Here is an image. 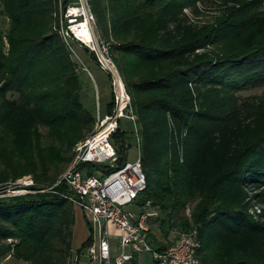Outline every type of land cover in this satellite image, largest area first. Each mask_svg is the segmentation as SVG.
Here are the masks:
<instances>
[{
	"label": "trees",
	"instance_id": "trees-1",
	"mask_svg": "<svg viewBox=\"0 0 264 264\" xmlns=\"http://www.w3.org/2000/svg\"><path fill=\"white\" fill-rule=\"evenodd\" d=\"M208 1L88 0L136 115L147 178L137 205L164 214L155 219L163 240L151 224L149 242L173 245L177 224L198 230L199 264H264V208L250 213L264 206V93L242 95L264 89V0H241L212 23L185 13ZM58 4L0 0V187L29 176L35 192L0 198V259L28 264L70 263L76 208L63 186L40 191L95 123L82 103L86 71L56 29ZM124 137L120 127L111 137L119 165Z\"/></svg>",
	"mask_w": 264,
	"mask_h": 264
},
{
	"label": "built area",
	"instance_id": "built-area-1",
	"mask_svg": "<svg viewBox=\"0 0 264 264\" xmlns=\"http://www.w3.org/2000/svg\"><path fill=\"white\" fill-rule=\"evenodd\" d=\"M56 18L57 32L71 56L87 72L77 50L89 57L93 55L96 64L111 79L114 98L111 113L101 115L98 111L92 131L75 145L71 163L55 184L63 186L61 195L74 204L89 227L86 264H131L135 256L147 254L155 264H199L197 253L202 244L196 228L179 233L177 241L164 250H158L148 241L154 213L149 202L144 208L137 205V198L147 188L139 138V155L134 162L125 161L122 165L118 164V154L111 141L123 118L133 123L136 133V115L113 60L110 43L97 32L88 0H68L66 5L64 0H59ZM33 185L29 176L8 182L0 187V198L33 193L28 189ZM131 205L141 211L136 214L126 210ZM112 237L117 238V247H112ZM127 247L129 253L124 252ZM116 250L120 253H114ZM74 262L81 264L79 255Z\"/></svg>",
	"mask_w": 264,
	"mask_h": 264
},
{
	"label": "rangeland",
	"instance_id": "rangeland-1",
	"mask_svg": "<svg viewBox=\"0 0 264 264\" xmlns=\"http://www.w3.org/2000/svg\"><path fill=\"white\" fill-rule=\"evenodd\" d=\"M239 1L241 0H212V1L210 0L208 2H204V5L202 3L199 5L200 7L203 6V8H201L202 11L200 10L199 14L192 12L190 9L186 10L185 13L188 16H190L192 20L212 23L216 15L221 14L222 12H224V10L227 12V7H232V6L236 7L240 5ZM6 23H7L6 20H3L2 15L0 14V25L2 27H5ZM77 52H78V56L80 57L82 62L85 64V67L87 68V72L82 74V79L85 82L84 83L85 91L82 97V103L85 109L88 110V112H90L91 115H93L96 118L98 115L99 108L101 110L100 111L101 115H103L106 104L110 102L111 98H113L111 79L105 71L99 68L95 60L90 58L87 53L81 50H77ZM263 93H264V89L258 88V89L249 90L247 92H244L242 95L246 97L247 96H259V95H262ZM120 125H121V129L123 130V132H125V137L122 143V145L125 148L123 151L122 149H120L119 151L120 156H123L125 161L127 162H134L137 156L139 155V147L136 141V133H135L134 125L131 121L125 118L120 120ZM41 129L43 133L46 132L44 128H41ZM111 141L115 145L116 151H118L119 146L118 147L116 146L112 138H111ZM71 153L73 157L74 148ZM68 166L69 164L61 167V174L67 169ZM90 173L97 176L92 171H90ZM55 184L51 188H48L47 190L40 191V192L50 191L51 189L56 187ZM263 208H264L263 205H257L250 211V213L256 216L259 213H262ZM151 209H152V212L154 213L152 216L151 222H150L151 224H153L152 229L155 230L156 237L159 240H163L161 232L157 231L159 224L157 221H155V219L161 218V216L162 215L164 216V214H162L160 209L158 208L151 207ZM151 209L149 211H151ZM192 209H193V204H189L186 207V209L180 213V215L183 216L184 218H190ZM126 210L133 211L136 214H138L141 211L139 207H136L134 205L128 206ZM74 216H75V225L72 229L73 235L71 238V248L73 249L74 252H76L75 256L76 255L80 256V263L86 264L85 249L81 250L80 253H78V250L81 248L83 242L86 241L87 238H89L90 231H89V227L87 225L86 220L81 215L78 209L74 210ZM175 223H178V222L175 221ZM179 233H180L179 227L176 224L174 225V228H172V231L169 235V239L171 240L174 237L176 238V236H178ZM111 245L112 247L118 246L117 238L115 237L111 238ZM130 251L131 250L128 247L124 249V252L126 253H129ZM114 253L118 254L120 252L116 250ZM71 259L72 257L70 258V261ZM138 260H139V264H155L152 260L151 255H148V254L140 256ZM72 261L74 264H76L74 262V259ZM0 264H3L2 260L0 261Z\"/></svg>",
	"mask_w": 264,
	"mask_h": 264
},
{
	"label": "crops",
	"instance_id": "crops-1",
	"mask_svg": "<svg viewBox=\"0 0 264 264\" xmlns=\"http://www.w3.org/2000/svg\"><path fill=\"white\" fill-rule=\"evenodd\" d=\"M88 239V238H87ZM85 242V241H84ZM83 242V243H84ZM75 253L76 252H74L73 251V249H72V259H71V261H70V264H74L73 263V259L75 260V258L77 257V255L75 256ZM2 260V263L3 264H28L27 262H24V261H21V260H17V259H15V258H13V257H11V256H6V257H3V258H1L0 259V261Z\"/></svg>",
	"mask_w": 264,
	"mask_h": 264
}]
</instances>
